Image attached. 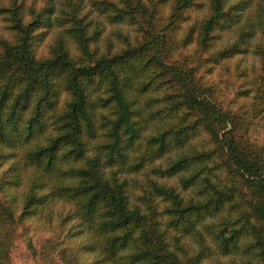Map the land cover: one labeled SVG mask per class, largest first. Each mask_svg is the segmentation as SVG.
<instances>
[{
    "label": "clouds",
    "instance_id": "obj_1",
    "mask_svg": "<svg viewBox=\"0 0 264 264\" xmlns=\"http://www.w3.org/2000/svg\"><path fill=\"white\" fill-rule=\"evenodd\" d=\"M103 2L0 0V264H264V0Z\"/></svg>",
    "mask_w": 264,
    "mask_h": 264
},
{
    "label": "trees",
    "instance_id": "obj_2",
    "mask_svg": "<svg viewBox=\"0 0 264 264\" xmlns=\"http://www.w3.org/2000/svg\"><path fill=\"white\" fill-rule=\"evenodd\" d=\"M100 6L105 10L111 7L107 4V0H104ZM21 64H23L22 58L20 56H15L10 58L9 63L0 65V81H5V83L0 84V111L7 106L9 101H11L12 106L9 111L10 119L13 118V114L18 106L23 107V102L30 101L32 93L37 90H45V85L41 76L32 73L30 69H27V65H25V68L27 69L25 77H17L16 73L19 71ZM37 85L39 88H37ZM17 92H19V94H16ZM30 106L31 105L29 104V107ZM38 107L39 106L37 105V108L32 111L31 118L33 120L37 119ZM23 110L27 111L28 109L24 108ZM69 141L73 144L75 143L73 137H70ZM112 199L114 202L116 201L115 194H112ZM129 223H134V221H129Z\"/></svg>",
    "mask_w": 264,
    "mask_h": 264
}]
</instances>
